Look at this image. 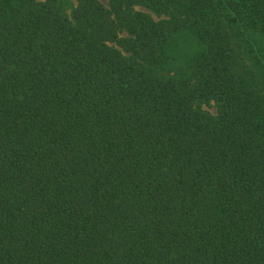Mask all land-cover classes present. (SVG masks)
<instances>
[{
    "label": "trees",
    "instance_id": "trees-1",
    "mask_svg": "<svg viewBox=\"0 0 264 264\" xmlns=\"http://www.w3.org/2000/svg\"><path fill=\"white\" fill-rule=\"evenodd\" d=\"M66 10L0 0V264H264V0Z\"/></svg>",
    "mask_w": 264,
    "mask_h": 264
},
{
    "label": "rangeland",
    "instance_id": "rangeland-1",
    "mask_svg": "<svg viewBox=\"0 0 264 264\" xmlns=\"http://www.w3.org/2000/svg\"><path fill=\"white\" fill-rule=\"evenodd\" d=\"M67 3V12L69 13L71 11V9L74 7L76 0H66ZM183 39H185V37H182Z\"/></svg>",
    "mask_w": 264,
    "mask_h": 264
}]
</instances>
